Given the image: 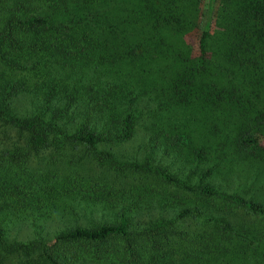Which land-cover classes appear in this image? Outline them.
Here are the masks:
<instances>
[{
  "label": "trees",
  "instance_id": "1",
  "mask_svg": "<svg viewBox=\"0 0 264 264\" xmlns=\"http://www.w3.org/2000/svg\"><path fill=\"white\" fill-rule=\"evenodd\" d=\"M200 1L0 0V264H264V0Z\"/></svg>",
  "mask_w": 264,
  "mask_h": 264
},
{
  "label": "rangeland",
  "instance_id": "2",
  "mask_svg": "<svg viewBox=\"0 0 264 264\" xmlns=\"http://www.w3.org/2000/svg\"><path fill=\"white\" fill-rule=\"evenodd\" d=\"M220 4V0H201L199 2L198 9L192 10L191 12V21L193 22V30L190 32L188 44H190L192 49V57H198L200 55L199 46L200 41L202 42L210 41V37L208 34H205L204 30L209 27L210 33L213 34L216 27V21L218 17V7ZM210 38V39H209ZM138 140H134L132 143L126 145V150H132L135 145L137 144ZM247 144L249 146V150H254L259 155H264V136L261 134L256 133L255 135L251 136L247 140ZM80 153V151H79ZM120 173V172H119ZM127 181L129 187H120L129 190V194H140L147 189L153 187H163L164 184L160 181L156 175L153 174H145V173H138V172H127V173H120V179ZM120 186V184L118 185ZM147 200V199H146ZM149 202H152L148 200ZM144 207V206H143ZM152 209V212H151ZM149 211L147 209H141L140 214L135 218V221L144 222L152 217H156L160 214L161 210L154 205L152 202V208ZM65 217L60 219L59 221L52 220L48 221L45 225L46 228L50 231H53L57 228H62L65 226L74 225V223L84 224V219H76L73 214H64ZM100 216V212H95L93 214L94 218H98ZM200 223L199 221H197ZM143 223V224H144ZM17 233L21 235V239H30L32 238V230L28 227L27 223H22L21 226L18 228Z\"/></svg>",
  "mask_w": 264,
  "mask_h": 264
}]
</instances>
